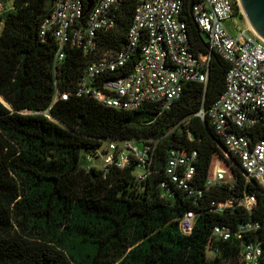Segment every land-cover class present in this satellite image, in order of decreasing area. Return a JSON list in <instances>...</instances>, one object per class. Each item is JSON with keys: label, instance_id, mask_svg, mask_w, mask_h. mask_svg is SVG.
Masks as SVG:
<instances>
[{"label": "trees", "instance_id": "1", "mask_svg": "<svg viewBox=\"0 0 264 264\" xmlns=\"http://www.w3.org/2000/svg\"><path fill=\"white\" fill-rule=\"evenodd\" d=\"M81 1L84 22L88 12ZM182 1L179 18L191 50L210 53L207 81L186 82L168 108L151 102L120 110L74 93L93 54L66 46L53 64L56 42L38 34L51 0H0V264H213L205 256L212 227L233 229L249 219L259 228L223 241L222 257L236 256L241 243L258 240L264 264V185L246 179L236 157L226 160L232 187L225 182L203 189L193 200L173 184L170 196L160 186L170 149L196 151L191 185L197 188H204L214 156L222 155L207 116L195 113L220 95L228 65L209 48L188 11L189 0ZM135 4L121 2L116 25L100 34L95 56L126 47ZM232 15L243 18L235 1ZM140 46L108 77L127 74ZM64 92L67 98L61 99ZM246 133L252 142L264 138L259 127ZM127 138L152 146L154 172L146 179H135L133 163L105 172L81 167L84 152L104 140ZM245 193L256 198L251 213L237 207L212 210L211 201ZM187 210L196 219L191 233L183 234L177 218Z\"/></svg>", "mask_w": 264, "mask_h": 264}, {"label": "built area", "instance_id": "2", "mask_svg": "<svg viewBox=\"0 0 264 264\" xmlns=\"http://www.w3.org/2000/svg\"><path fill=\"white\" fill-rule=\"evenodd\" d=\"M123 0H94L87 18L81 22V0H52L49 12L41 20L38 34L54 39L57 48L53 64L64 56L66 46L93 54L77 81L74 93L89 96L97 102L115 109L133 110L145 103L158 102L163 108L180 97L186 82L207 81L210 53L194 54L186 36L185 24L180 20L182 0H135L131 25L127 31L125 48H106L95 56L100 34L111 31L117 20V9ZM236 0H193L191 14L198 28L205 33L209 48L228 65L224 88L207 108L202 106L195 113L207 116L225 151L219 155L223 161L234 156L240 163L242 174L248 180L264 185V138L251 141L246 131L261 128L264 131V41L254 34L248 25L229 30L227 22L234 17ZM142 42V43H141ZM138 45L140 57L131 70L122 76L109 78L116 69L124 66L128 54ZM108 77V78H107ZM61 99L67 93L60 94ZM90 152L82 155L81 167L107 171L110 167L124 168L134 164L135 179L142 181L154 172L152 146H138L133 139H108ZM196 151L172 148L168 151L165 179L160 181L164 194L170 196L169 184L186 193L193 200L202 197L203 189L227 182L233 186L230 167L213 163L207 173L204 188L191 185L195 173ZM227 157V158H226ZM212 210L221 213L224 208H240L249 214L256 205L253 194L222 201H211ZM196 214L183 212L178 227L183 234H190ZM259 228L258 221L239 222L235 228L214 225L207 236L205 256L213 264H259L261 247L258 240L241 243L236 256L222 257L221 243Z\"/></svg>", "mask_w": 264, "mask_h": 264}, {"label": "water", "instance_id": "3", "mask_svg": "<svg viewBox=\"0 0 264 264\" xmlns=\"http://www.w3.org/2000/svg\"><path fill=\"white\" fill-rule=\"evenodd\" d=\"M85 10L88 12L92 7L94 0H85ZM240 8L242 16L245 18L247 25L254 32L256 36L264 41V0H236ZM52 3V0H51ZM51 3L47 7L51 6ZM193 0L188 1V11L190 12ZM204 126L208 130V125L204 122ZM220 151H225L222 146L219 145ZM229 159L232 158L228 155Z\"/></svg>", "mask_w": 264, "mask_h": 264}, {"label": "rangeland", "instance_id": "4", "mask_svg": "<svg viewBox=\"0 0 264 264\" xmlns=\"http://www.w3.org/2000/svg\"><path fill=\"white\" fill-rule=\"evenodd\" d=\"M0 9H1V6H0ZM231 23H233L236 27H238V26L241 27L243 24L247 25V22H246L244 17L242 19H240L238 17H233L231 19V21L227 22V26L229 27V30L232 31V32H233L234 29H233V26L231 25ZM136 143H137L138 146H141V143H139V142H136ZM106 144H107V141H103V145H106ZM212 161H213L212 164L213 163H218V164L222 163V167H224V168H228L229 167V164L227 163V161L225 163V161H223L222 158L219 155H215Z\"/></svg>", "mask_w": 264, "mask_h": 264}]
</instances>
